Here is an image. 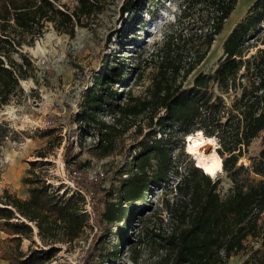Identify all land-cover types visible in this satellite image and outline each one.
<instances>
[{"label": "trees", "instance_id": "trees-1", "mask_svg": "<svg viewBox=\"0 0 264 264\" xmlns=\"http://www.w3.org/2000/svg\"><path fill=\"white\" fill-rule=\"evenodd\" d=\"M55 1L0 0V108L17 95L20 79L32 67L26 52L19 51L23 44L32 45L48 22L57 30L73 34L74 25L82 15L100 10V0H77L73 10L58 6ZM128 1L121 7V13L133 15L140 11L137 0ZM262 1L255 0L248 8H258ZM236 2L178 1L172 20L165 22L160 37L151 42L148 55L140 59L145 65L152 60L157 63L145 96L132 94L129 87L118 92L125 81L122 69L128 65L125 63L119 69L112 59L106 61L112 64H108L85 93L81 108L73 117L75 123L79 128L92 126L96 130L92 135L97 136L96 143L102 148V154L110 152L116 140L133 125L136 134L141 135L140 116L146 114L148 125H155L157 129L148 130L136 140L129 153L131 160L125 164L126 171L120 173L124 176L120 178L115 198L110 186H101L85 176L74 178L76 187L88 195L90 214L85 210L86 198L82 193L68 195L65 190L60 192L59 187L50 192V186L32 176L22 178L28 184L26 198L4 188L0 193V223L7 232L19 236L4 239L9 255L2 258L9 264H47L58 251L56 244L81 238L89 217L96 230L88 246L83 248L81 264L116 257L126 238L125 229L137 209L144 208L154 186L168 182L171 172L178 173L172 142L197 130L217 139L216 151L222 158V171L232 184L221 196L218 180H212L191 163L170 188L165 187V192L173 190L183 196L176 207L171 206L168 198L164 200L171 221L165 238L167 264H227L232 254L253 248L244 242L248 235L259 239L264 247V147L258 156L251 158L249 165L239 163L251 140L264 129L262 12H257L256 22L260 25L251 34L247 31L252 19L238 22L231 29L222 42V55L212 72L199 71L190 85H183L206 56ZM258 41L262 45L244 57L243 47L254 46ZM13 53H18L21 61ZM228 92L234 94L229 105L221 96ZM103 114H108L110 120L102 118ZM180 146L183 147V142ZM69 151L70 146L66 144L65 157ZM38 153L45 155L43 150ZM122 218L125 229L119 232L111 252L105 253L103 220ZM34 234L39 239L37 248L31 247L36 244ZM23 238L30 239L26 250L21 248ZM135 240L140 243V238ZM239 264H264V251L259 254L255 250Z\"/></svg>", "mask_w": 264, "mask_h": 264}, {"label": "rangeland", "instance_id": "rangeland-1", "mask_svg": "<svg viewBox=\"0 0 264 264\" xmlns=\"http://www.w3.org/2000/svg\"><path fill=\"white\" fill-rule=\"evenodd\" d=\"M178 1L137 0L140 11L128 15L127 12L121 13V7L127 0H100V10L96 9L88 16L82 15L79 23L74 25L73 34L57 30L48 22L44 32L34 38L32 45H22L19 51L26 52L32 67L28 75L20 79L17 95L12 96L10 101L0 108V193L7 188L3 182L19 184L21 191L25 189L28 192V184L22 181L23 176H32L45 182L50 186V192L52 188L57 187L67 191L68 179L79 176L87 178L97 168H101L104 175L96 181L101 186L112 187L113 197H116L120 178L124 176H120V173L126 171L125 164L131 160L129 153L136 140L148 130L157 129V126L148 125L146 114L138 117L142 134L137 135L133 125L116 140L110 152L102 154V148L96 143L97 136L92 135L96 134V130L92 126L79 128L73 117L79 112L85 93L94 85L99 74L106 70L108 64H112L106 62L109 59L115 61L119 69L125 63L128 65L122 69L125 81L117 89L118 92L129 87L132 94L146 95L157 63L152 60L145 65L141 64L140 59L148 55L151 42L160 37L165 22L172 20V13L175 10L177 12ZM254 1L237 0L235 8L224 21L221 32L215 36L204 59L183 82L184 86L190 85L199 71L214 70L222 55L223 40L238 22L246 23L252 19L247 33L251 34L256 30L260 25V22H256L258 11L262 12V21L264 20V2L262 1L258 8H248ZM55 2L68 10H73L78 4L77 0ZM254 44L251 47H243L244 57L250 56L262 45L261 41ZM13 57L21 61L18 53H13ZM143 66L145 67L142 68ZM138 71L140 75L137 76ZM215 94L219 92L215 90ZM221 96L225 104L229 105L234 94L228 92ZM102 118L110 120L108 114H103ZM215 140L217 149L219 144L217 139ZM182 142L183 147L180 146ZM66 144L70 146V151L65 157ZM171 147L177 159L178 173L171 172L168 182L154 186L143 205L144 208L141 211L140 208L137 209L126 229L123 218L111 222L103 220L102 244L105 246V253L111 252L122 229L126 230V238L116 257L106 258L100 263L96 260L93 264H167L165 238L171 221L164 200L168 198L171 206L176 207L183 196L175 194L173 190L167 193L165 187L170 188L180 173H185L191 163L195 164L192 155L186 152L185 136L181 140L175 139ZM263 147L264 129L251 140L239 163L249 165L251 158L258 156ZM38 150H43L45 155L40 156ZM71 165L79 169V176L73 178L70 175ZM201 171L203 172L202 169ZM209 177L218 180L217 190L224 196L232 184L226 172H218ZM251 177L260 178L254 174H251ZM9 191L16 194L12 190ZM85 198V210L90 214L88 195L85 194ZM261 221L262 218L259 219L260 223ZM95 230L96 226L89 217L81 238L72 243L56 244L58 251L47 264H81L83 248L88 246ZM0 231H3L0 232L2 258L3 255H9L4 239L19 234L7 232L1 223ZM137 237L140 238V243L135 240ZM33 239L36 244L31 247L37 248L38 236L34 234ZM244 242L253 248L232 254L227 264H239L250 258L255 250H258L259 254L264 251L259 239L251 235H248ZM29 244L30 239L23 238L21 248L26 250Z\"/></svg>", "mask_w": 264, "mask_h": 264}, {"label": "bare ground", "instance_id": "bare-ground-1", "mask_svg": "<svg viewBox=\"0 0 264 264\" xmlns=\"http://www.w3.org/2000/svg\"><path fill=\"white\" fill-rule=\"evenodd\" d=\"M261 26L264 29V21ZM202 133L201 131H195L192 133H188L185 136L186 139V152L191 154L194 158L195 164L199 165L203 172L208 175H215L218 172H222V158L217 153L216 140L214 137H208L203 134V139H212L214 138L213 144H200L197 138V134ZM214 165H218L213 167ZM207 168H213V172L206 171Z\"/></svg>", "mask_w": 264, "mask_h": 264}, {"label": "built area", "instance_id": "built-area-1", "mask_svg": "<svg viewBox=\"0 0 264 264\" xmlns=\"http://www.w3.org/2000/svg\"><path fill=\"white\" fill-rule=\"evenodd\" d=\"M261 33L264 34V29H263V27H262L261 30H260V34H261ZM251 39H252V38H251ZM251 39H250V40H251ZM70 167H71V168H70V175H71L73 178L79 176V171L76 170L75 166H74V165H71ZM103 175H104V172L102 171V169H101V168H97V169L93 172V174L88 175L87 178L96 180V179H98V177H101V176H103ZM67 184H68V190H67V192H68L67 194H68V195L72 194L73 192L75 193V192L77 191V192L82 193V194L85 196L84 192H83L81 189H78V188L76 187L75 182H74V179H68V180H67ZM63 191H64V189H60V192H63Z\"/></svg>", "mask_w": 264, "mask_h": 264}, {"label": "crops", "instance_id": "crops-1", "mask_svg": "<svg viewBox=\"0 0 264 264\" xmlns=\"http://www.w3.org/2000/svg\"><path fill=\"white\" fill-rule=\"evenodd\" d=\"M4 187L9 188V190H12L13 192H15L19 197L22 198H26L28 197V192L23 189V191H21V188L19 184L15 185L14 183H10V182H3ZM3 233V231H0ZM5 234V233H4ZM0 264H9L7 259L5 258H0Z\"/></svg>", "mask_w": 264, "mask_h": 264}, {"label": "clouds", "instance_id": "clouds-1", "mask_svg": "<svg viewBox=\"0 0 264 264\" xmlns=\"http://www.w3.org/2000/svg\"><path fill=\"white\" fill-rule=\"evenodd\" d=\"M203 133H198L197 138L200 144H213L214 143V138L212 139H203Z\"/></svg>", "mask_w": 264, "mask_h": 264}, {"label": "snow or ice", "instance_id": "snow-or-ice-1", "mask_svg": "<svg viewBox=\"0 0 264 264\" xmlns=\"http://www.w3.org/2000/svg\"><path fill=\"white\" fill-rule=\"evenodd\" d=\"M216 166H218V165H214L213 167H216ZM206 171L211 173V172H213V168H207Z\"/></svg>", "mask_w": 264, "mask_h": 264}, {"label": "water", "instance_id": "water-1", "mask_svg": "<svg viewBox=\"0 0 264 264\" xmlns=\"http://www.w3.org/2000/svg\"><path fill=\"white\" fill-rule=\"evenodd\" d=\"M196 166L200 167L199 165L195 164ZM201 168V167H200ZM205 173V172H204ZM207 174V173H206Z\"/></svg>", "mask_w": 264, "mask_h": 264}]
</instances>
